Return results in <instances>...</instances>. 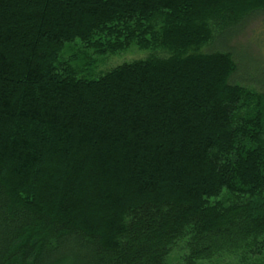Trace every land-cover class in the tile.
Instances as JSON below:
<instances>
[{"label":"trees","instance_id":"trees-1","mask_svg":"<svg viewBox=\"0 0 264 264\" xmlns=\"http://www.w3.org/2000/svg\"><path fill=\"white\" fill-rule=\"evenodd\" d=\"M256 12L0 0V264L264 256V82L216 46ZM131 46L149 54L93 73Z\"/></svg>","mask_w":264,"mask_h":264},{"label":"rangeland","instance_id":"rangeland-1","mask_svg":"<svg viewBox=\"0 0 264 264\" xmlns=\"http://www.w3.org/2000/svg\"><path fill=\"white\" fill-rule=\"evenodd\" d=\"M243 33L234 40H225L216 43L218 48L224 45L229 48L233 56L237 58L240 64L241 76L243 78L251 77L252 80L264 82V75L260 74L256 76L250 69L249 63L253 62L257 69L264 70V12H256L252 19L248 23ZM207 51V48H203ZM149 54V51H143L137 49L135 46H131L123 52L98 57L92 54V58L96 59V66L93 69V73L98 74L101 71L112 69V67L121 65L123 62H131L134 59H144ZM264 74V72L262 73ZM258 85V84H256ZM259 87V86H257ZM182 244L178 247H181ZM174 250V249H173ZM180 249L172 251L169 256L168 264H180L179 256L181 255ZM249 264H264V256L248 258ZM199 264H239L235 254H224L221 257L213 258L210 261H200Z\"/></svg>","mask_w":264,"mask_h":264}]
</instances>
